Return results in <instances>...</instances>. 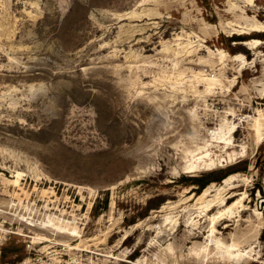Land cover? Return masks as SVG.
Returning a JSON list of instances; mask_svg holds the SVG:
<instances>
[{"label": "rangeland", "instance_id": "obj_1", "mask_svg": "<svg viewBox=\"0 0 264 264\" xmlns=\"http://www.w3.org/2000/svg\"><path fill=\"white\" fill-rule=\"evenodd\" d=\"M258 25L264 0H0V264H264Z\"/></svg>", "mask_w": 264, "mask_h": 264}, {"label": "trees", "instance_id": "obj_2", "mask_svg": "<svg viewBox=\"0 0 264 264\" xmlns=\"http://www.w3.org/2000/svg\"><path fill=\"white\" fill-rule=\"evenodd\" d=\"M206 183H207V181L206 182H200L199 179H196V177H192V179H190L189 185H191V184L197 185L198 186V191H199L201 188L205 187Z\"/></svg>", "mask_w": 264, "mask_h": 264}, {"label": "bare ground", "instance_id": "obj_3", "mask_svg": "<svg viewBox=\"0 0 264 264\" xmlns=\"http://www.w3.org/2000/svg\"><path fill=\"white\" fill-rule=\"evenodd\" d=\"M261 26H256L254 28H252V31L250 32L251 35H260L262 33H264V29L260 28ZM246 35V34H245Z\"/></svg>", "mask_w": 264, "mask_h": 264}]
</instances>
